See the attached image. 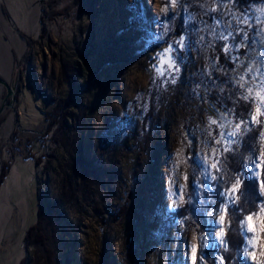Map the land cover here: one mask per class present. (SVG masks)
Returning <instances> with one entry per match:
<instances>
[{"label":"rangeland","instance_id":"1","mask_svg":"<svg viewBox=\"0 0 264 264\" xmlns=\"http://www.w3.org/2000/svg\"><path fill=\"white\" fill-rule=\"evenodd\" d=\"M243 18L248 25L237 22ZM169 46L179 73L157 55ZM253 60H264V0L245 9L235 0H0V77L12 90L6 96L0 84V171L9 163L0 185V264H42L24 235L49 204L59 215L55 264H191L192 245L197 264H220L221 208L236 205L223 195L231 187L223 155L235 137L208 117L232 107L218 102L216 86L230 93L240 65ZM251 83L241 103L255 115L264 100L259 80ZM30 94L44 113L32 128L22 115ZM257 119L240 158L255 155L254 165L237 168L241 180L261 183L264 116ZM188 187L199 221L180 215ZM261 206L243 216H253L254 231L239 222L246 264L264 260Z\"/></svg>","mask_w":264,"mask_h":264},{"label":"snow or ice","instance_id":"2","mask_svg":"<svg viewBox=\"0 0 264 264\" xmlns=\"http://www.w3.org/2000/svg\"><path fill=\"white\" fill-rule=\"evenodd\" d=\"M233 2H234V0H233ZM172 3H173V5H175L176 0H172ZM211 10L216 11L217 9L212 8ZM232 15L235 18V14H232ZM237 22L248 25V20L246 18L239 19ZM217 24H219V20H217ZM229 27H230V25H229ZM242 31L243 30H241V32ZM213 35L215 36L216 34L213 33ZM231 35H232L231 31L228 32L227 35H225L224 33H220L218 36V39L223 40V41H227ZM243 35H244V39H248V36L246 33H243ZM175 44L181 48L184 47V38L181 37L179 40L175 41ZM240 46L244 47L243 41H241ZM222 51L227 54L228 52L231 51V47L228 44H225ZM171 54H172V46H169L168 48L164 49L163 53H158L157 55L160 58L162 64L167 63V65L170 69H172L176 73H179L180 68L177 66V63L172 58ZM240 68L242 69V72L238 70V73H237L238 78L233 77V80L235 82V88L229 89L230 94L228 96L223 97V98H218V102H223V100L231 101L232 107L228 108L226 111H221L220 109H217V112L219 113L218 119L213 118L212 116L208 117L209 126L217 125L219 127H227V128L232 129L231 131L226 133V135L228 137H235V140H232V139L227 140V144H226V147L224 150L229 152V153H233L234 149L232 147H228L227 145H238V144H240L241 143V140H240L241 137L254 138V136L249 137V133L253 132L251 124L253 122L258 124V125L261 124L262 122L259 119H257V117L264 116V111L261 110L260 106L257 107L256 114L252 115L250 113V105L241 103L242 101H248L250 99V96L252 95V92H253V88L255 86L254 83H251V82H253L254 80H259L261 99L264 100V60H262L259 65L256 64L255 60L249 61L248 63L241 64ZM219 71L223 72L224 69L221 68V69H219ZM156 72H157L158 76L164 75V71H163L162 67L156 68ZM171 83H173V84L176 83L175 77H173L171 79ZM230 83H231V81H230ZM216 87L220 93L225 92L224 87L219 86V85H217ZM233 114L240 117L239 121H233V120L229 119V117H231ZM246 117H248V118H246ZM224 120H228V123L226 125L221 123ZM258 135L261 138H264V131H259ZM224 140H225V134L221 133L220 140H218L217 143L224 142ZM239 155L242 156L243 154L240 153ZM233 158L236 159V162L240 164V167H242L246 170L251 168L254 165V162L256 160L255 155L248 156L247 159H248L249 163H244L242 160L237 159L235 156ZM211 167L213 169H215L216 172H218V173L221 172L223 169L222 165L218 167V161L213 162ZM234 171L237 174L234 177H232V176L229 177V181L231 182V187L225 193H223V195L228 197L233 202H236V201H241V198L244 195V193L249 192L250 186L247 185L246 183L242 182L241 175L239 174V168L235 169ZM243 174L244 175H254L253 173L248 172V171H245ZM202 175H204L205 179L209 178L207 173H202ZM211 179L217 180V179H219V177L213 175V176H211ZM201 186H203V184ZM259 192L262 195H264V182H261L259 184ZM173 203H175V201H173ZM239 206L242 208L243 203L241 202ZM229 211H230V209L228 208L227 205H224L223 208H221V212L224 213V215H227L229 213ZM208 215H211V213H208ZM224 215H221V217H220V220L222 223L224 222ZM260 215H261V218H264V206H261ZM239 220L240 221L246 220L248 222V230L249 231L255 230L253 228V225H252V220H253L252 215H248L247 217H240ZM230 226L231 225L229 224V227ZM221 237H222V239L220 240V243L224 245V250L227 251L228 250V240L226 239V234H225L223 229H221ZM200 240L204 241L205 237L201 236ZM191 252L193 254L191 264H197L198 248L196 245L191 246ZM249 255H251L253 260H256L255 255H252L251 253H249ZM262 255H264V253H262ZM224 260H225V258L222 257L220 264H224ZM256 264H264V260L257 261Z\"/></svg>","mask_w":264,"mask_h":264},{"label":"trees","instance_id":"3","mask_svg":"<svg viewBox=\"0 0 264 264\" xmlns=\"http://www.w3.org/2000/svg\"><path fill=\"white\" fill-rule=\"evenodd\" d=\"M237 5L241 8H246L252 4H256L261 0H235ZM230 93L224 92L220 95L219 98H223L228 96ZM221 104H229L231 105V101L223 100L220 102ZM256 129L253 130L252 133H249V137L255 138ZM254 138H245L242 137L240 145H233L232 148L234 149L233 153L226 152L224 156L223 163L226 166L225 169V184L228 182L229 175L233 174L234 170L237 169L239 163L236 162V159L233 157L235 156L237 159H240V153H244L248 148ZM9 168V163L4 161L2 169L0 171V185L2 184L7 171ZM189 179L191 180L192 177L189 175ZM261 180L264 182V148L262 151V163H261ZM242 182L246 183L250 186V190L241 198V201H236V205L230 207V211L227 215H225V234L226 239L228 240V250L223 251V258L224 264H246L241 259L239 253L243 244V239L240 233L239 228V218L243 217L246 214H249L256 206L258 201L264 202V195L259 192V181L256 179H251L246 176L243 178ZM190 183H188L187 186ZM191 187H188L186 195L187 200L181 207L180 215L186 216L190 220L196 219L200 220L202 211L199 210V207H196V202L192 200V193ZM67 197V194L65 195ZM243 203V207L241 208L239 205ZM59 220L58 212H56V207L53 205H47L46 207L40 205L37 209L36 213V220L35 222L30 225L26 233L24 235L25 242L27 245H33L35 247V254L38 258L42 260V264H55V234H56V224ZM229 224L231 225L229 227ZM262 238L264 241V227L262 231ZM205 253L208 255V251ZM210 264H213L212 261ZM252 264V263H251Z\"/></svg>","mask_w":264,"mask_h":264},{"label":"bare ground","instance_id":"4","mask_svg":"<svg viewBox=\"0 0 264 264\" xmlns=\"http://www.w3.org/2000/svg\"><path fill=\"white\" fill-rule=\"evenodd\" d=\"M26 105L28 106V109ZM40 106H41V102L35 101L33 96L30 94L29 98L27 99V102L22 107V112H23L22 115L24 117L23 118L24 123L27 127L32 128V126L34 124H37L44 116V113L42 112ZM156 141H158L160 145L159 147L160 149L164 147L163 141H160L158 139H156Z\"/></svg>","mask_w":264,"mask_h":264},{"label":"water","instance_id":"5","mask_svg":"<svg viewBox=\"0 0 264 264\" xmlns=\"http://www.w3.org/2000/svg\"><path fill=\"white\" fill-rule=\"evenodd\" d=\"M0 84H2L3 86H5L6 88V96L12 95V90L11 88L8 86V84L6 83V81L0 77ZM2 108H0V112H1Z\"/></svg>","mask_w":264,"mask_h":264},{"label":"clouds","instance_id":"6","mask_svg":"<svg viewBox=\"0 0 264 264\" xmlns=\"http://www.w3.org/2000/svg\"><path fill=\"white\" fill-rule=\"evenodd\" d=\"M203 31H204L203 29L200 30L201 33H202ZM203 39H204L203 35H202V34L199 35V40L197 41V43L203 41Z\"/></svg>","mask_w":264,"mask_h":264}]
</instances>
